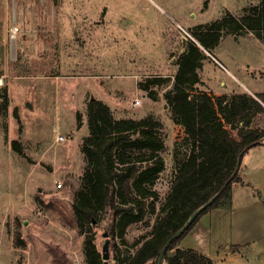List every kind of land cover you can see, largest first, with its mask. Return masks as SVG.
Returning <instances> with one entry per match:
<instances>
[{"label":"rangeland","instance_id":"1","mask_svg":"<svg viewBox=\"0 0 264 264\" xmlns=\"http://www.w3.org/2000/svg\"><path fill=\"white\" fill-rule=\"evenodd\" d=\"M260 4L261 0H2L0 94L5 88L8 107L0 115V264H87L72 196L84 171L80 144L88 135L90 98L109 106L116 119L153 116L161 123L164 148L159 154L165 169L154 185L158 206L189 148L173 108L164 100L166 90L158 89L155 101L140 91L142 98L137 82L150 75L170 76L173 82L177 60L193 30L226 13L239 17ZM204 55L198 90L227 96L264 93V44L253 33L237 38L222 34ZM76 112L82 117L79 129ZM254 125L264 128V115L256 116ZM12 141L19 142L21 155L13 151ZM253 153L255 148L242 156L241 169L248 164L247 174L258 185L253 193L258 196L261 191L264 197V171L258 170L264 158L256 155L250 160ZM263 201L250 207L248 228L254 241L223 264H264V238L259 239L264 237ZM97 219L91 227L100 264H120L116 257L132 256L137 249L133 242L153 224L152 218L148 227L133 224L121 240L109 233V213H98Z\"/></svg>","mask_w":264,"mask_h":264},{"label":"trees","instance_id":"2","mask_svg":"<svg viewBox=\"0 0 264 264\" xmlns=\"http://www.w3.org/2000/svg\"><path fill=\"white\" fill-rule=\"evenodd\" d=\"M247 33L264 44V0L246 8L239 17L226 13L220 20L193 30L192 40L177 60L173 82L170 76L159 75L137 82L138 90L153 101L158 89L166 90L164 100L173 108L175 123L183 128V140L189 148L158 206L154 185L165 169L159 154L164 148L161 123L153 116L116 119L104 102L89 99L88 135L80 144L84 171L81 186L72 196L75 225L84 234L87 264H100L91 227L98 221V213L110 214L109 233L121 240L129 226L143 223L148 227L153 220L151 229L133 242L137 247L134 254L123 260L116 257L120 264H157L171 238L163 264H216L210 257L178 245L203 215L216 208H229L232 187L240 183L242 156L264 145V128L254 125L256 116L264 115V93L227 96L200 91L198 71L204 52H210L222 34L237 38ZM0 98V115L4 116L8 107L5 88ZM76 121L79 129L80 112H76ZM11 147L21 155L19 142L12 141ZM238 249L232 247L233 252Z\"/></svg>","mask_w":264,"mask_h":264},{"label":"crops","instance_id":"3","mask_svg":"<svg viewBox=\"0 0 264 264\" xmlns=\"http://www.w3.org/2000/svg\"><path fill=\"white\" fill-rule=\"evenodd\" d=\"M3 19L4 12L0 0V22ZM139 94L143 96L140 91ZM254 148L257 153H253L249 159H253L256 155L264 158V145L255 146L250 150ZM258 170L263 172L264 167L261 166ZM247 171L248 164L244 169L240 166L238 170L240 183L232 187L229 208H216L203 215L180 242L179 248L196 250L210 257L214 262L223 264L232 256L239 254L238 251L233 252L232 247L237 246L241 251L242 247L244 249L250 246L254 241L252 240L254 237H250L254 232L252 233L248 228L249 213H252L250 207L253 203L256 205L258 199L263 201L264 197L261 191L258 192V196L253 193L258 185Z\"/></svg>","mask_w":264,"mask_h":264},{"label":"water","instance_id":"4","mask_svg":"<svg viewBox=\"0 0 264 264\" xmlns=\"http://www.w3.org/2000/svg\"><path fill=\"white\" fill-rule=\"evenodd\" d=\"M91 99H93V98H90V100ZM238 164H239V162H238ZM218 195V194H217ZM217 195H215L204 207H206L208 204H210L216 197H217ZM203 207V208H204ZM171 240H172V238L171 239H169L167 242H166V244L163 246V248H162V250H161V253H160V255H159V257H158V260H157V264H162V259H163V254L165 253V251H166V248H167V246H168V244L171 242Z\"/></svg>","mask_w":264,"mask_h":264},{"label":"built area","instance_id":"5","mask_svg":"<svg viewBox=\"0 0 264 264\" xmlns=\"http://www.w3.org/2000/svg\"><path fill=\"white\" fill-rule=\"evenodd\" d=\"M16 30H17V29H15V28L13 29V34H11V38L14 36ZM58 139H59V140H62V141L64 140L63 137H58ZM57 187H58V188L61 187V183H58V184H57Z\"/></svg>","mask_w":264,"mask_h":264}]
</instances>
